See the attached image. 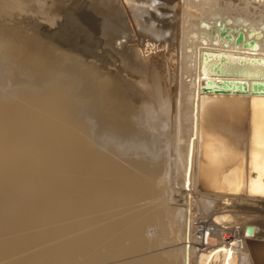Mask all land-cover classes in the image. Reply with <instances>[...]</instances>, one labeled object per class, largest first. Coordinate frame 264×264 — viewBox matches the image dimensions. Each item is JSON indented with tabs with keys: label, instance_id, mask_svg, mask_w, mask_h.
<instances>
[{
	"label": "bare ground",
	"instance_id": "1",
	"mask_svg": "<svg viewBox=\"0 0 264 264\" xmlns=\"http://www.w3.org/2000/svg\"><path fill=\"white\" fill-rule=\"evenodd\" d=\"M0 20V264H254L264 0H0Z\"/></svg>",
	"mask_w": 264,
	"mask_h": 264
},
{
	"label": "water",
	"instance_id": "2",
	"mask_svg": "<svg viewBox=\"0 0 264 264\" xmlns=\"http://www.w3.org/2000/svg\"><path fill=\"white\" fill-rule=\"evenodd\" d=\"M216 24L219 26L220 31L219 34L221 36H224L226 38L232 39L233 35L229 32L230 28L229 27H224V23H220L219 20L216 21ZM254 34V31H249L248 32V37L249 40L248 41H244L245 39V31L244 30H239L236 34V36L234 37V42L236 44H242L243 47H254L255 45V41L254 39H252V35ZM263 43H264V38H263ZM210 82V81H208ZM224 82L226 84H229L230 81L229 80H224ZM224 87H226L225 85H223ZM255 91H264V86H263V82H258L255 85ZM238 88L242 89V85H238ZM247 106V99H246V104ZM253 172L251 173L252 176ZM248 232H250L252 230L251 226L247 227ZM235 243V241H234ZM248 246L251 252V256H252V260L254 264H264V239H249L248 241Z\"/></svg>",
	"mask_w": 264,
	"mask_h": 264
},
{
	"label": "rangeland",
	"instance_id": "3",
	"mask_svg": "<svg viewBox=\"0 0 264 264\" xmlns=\"http://www.w3.org/2000/svg\"><path fill=\"white\" fill-rule=\"evenodd\" d=\"M0 22H4L3 20H0ZM22 24V23H21ZM27 31H30L31 29H26ZM0 36L3 38V40L5 41H7V39H8V41L9 40H11V41H14L15 43H17L15 40H13V38L12 37H10L9 35H8V33L7 32H5V30H4V32L2 31V32H0ZM103 45L104 44H101V46L100 47H98L96 50H97V52H101V49H102V47H103ZM3 51H4V46H3V44L0 42V56H2L3 54ZM0 61H3L4 63H3V66L4 67H2V69H3V72H4V74H5V77H6V74H8L9 73V64H10V62H8V60L6 59V57H0ZM2 64V63H1ZM10 66H12V64H10Z\"/></svg>",
	"mask_w": 264,
	"mask_h": 264
},
{
	"label": "snow or ice",
	"instance_id": "4",
	"mask_svg": "<svg viewBox=\"0 0 264 264\" xmlns=\"http://www.w3.org/2000/svg\"><path fill=\"white\" fill-rule=\"evenodd\" d=\"M261 194H264V191H262V193Z\"/></svg>",
	"mask_w": 264,
	"mask_h": 264
}]
</instances>
